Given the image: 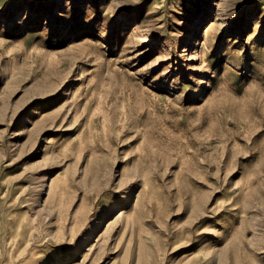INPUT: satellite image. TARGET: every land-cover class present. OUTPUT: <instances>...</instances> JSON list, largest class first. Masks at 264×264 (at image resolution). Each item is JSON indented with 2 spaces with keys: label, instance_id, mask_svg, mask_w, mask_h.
Returning a JSON list of instances; mask_svg holds the SVG:
<instances>
[{
  "label": "rangeland",
  "instance_id": "374dc122",
  "mask_svg": "<svg viewBox=\"0 0 264 264\" xmlns=\"http://www.w3.org/2000/svg\"><path fill=\"white\" fill-rule=\"evenodd\" d=\"M0 264H264V0H0Z\"/></svg>",
  "mask_w": 264,
  "mask_h": 264
}]
</instances>
